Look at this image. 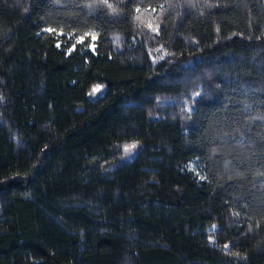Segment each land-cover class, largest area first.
<instances>
[{"label":"trees","instance_id":"trees-1","mask_svg":"<svg viewBox=\"0 0 264 264\" xmlns=\"http://www.w3.org/2000/svg\"><path fill=\"white\" fill-rule=\"evenodd\" d=\"M0 264H264V0H0Z\"/></svg>","mask_w":264,"mask_h":264},{"label":"rangeland","instance_id":"rangeland-1","mask_svg":"<svg viewBox=\"0 0 264 264\" xmlns=\"http://www.w3.org/2000/svg\"><path fill=\"white\" fill-rule=\"evenodd\" d=\"M93 40H95V38L93 39V37H92L91 41H93ZM90 47H91V48H94V44H91ZM97 87H98V90L95 91V92H99V91H101V86H100V85H96V86L94 87V89L97 88Z\"/></svg>","mask_w":264,"mask_h":264},{"label":"snow or ice","instance_id":"snow-or-ice-1","mask_svg":"<svg viewBox=\"0 0 264 264\" xmlns=\"http://www.w3.org/2000/svg\"><path fill=\"white\" fill-rule=\"evenodd\" d=\"M103 2L104 3H107V0H103ZM95 37H93V39H94ZM98 90V87L97 88H95V89H93V91H97ZM127 150V149H126Z\"/></svg>","mask_w":264,"mask_h":264}]
</instances>
